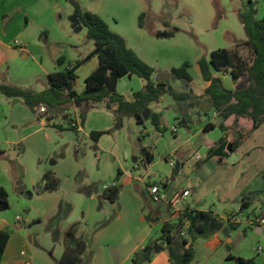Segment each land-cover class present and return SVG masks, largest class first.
<instances>
[{
  "label": "rangeland",
  "instance_id": "374dc122",
  "mask_svg": "<svg viewBox=\"0 0 264 264\" xmlns=\"http://www.w3.org/2000/svg\"><path fill=\"white\" fill-rule=\"evenodd\" d=\"M76 1L83 10L96 11L154 69L155 83H168L177 92H200L203 80L197 70L198 61L209 60L217 49L233 50L246 40L239 12L247 10L248 0ZM254 2L256 16L264 18V0ZM73 10L66 0H42L30 11L32 24L26 39L33 58L11 60L0 70V86L9 83L40 90L41 83L33 78L43 74L41 63L58 68L52 59L62 54L72 60L76 56L72 44L94 47L87 40L86 29L79 33L73 30L69 19ZM142 14L145 17L140 27ZM10 18L8 15L5 20ZM174 29L179 31L171 38L156 35ZM240 52L247 59L251 57L244 47ZM185 62L191 64L192 83L171 74L173 68ZM90 70L89 64L77 71L79 90L85 89ZM143 88L144 81L134 76L120 78L116 89L125 100L132 101L133 94ZM108 103L94 104L84 124L78 111L67 110L71 105L56 112L54 120L48 122L50 113H34L22 98L0 92V187L8 192L7 202L0 204V220L9 222L6 229L14 234L18 253L29 264H59L66 246L76 247L79 241L86 243L81 264H133L134 255L162 233V223H150L147 215H158L163 223L178 221L172 209L164 216L167 206L151 200L148 186L153 184L167 196L190 189L189 205L208 215H226L237 208L249 196L244 185L264 190V158L256 152L245 154L254 141L264 143V126L255 138L228 152L224 163L221 158H212L211 162L195 165L197 155L202 161L208 156L206 142H213L222 133L219 128L208 134L200 130L203 123L219 120L213 112L199 111L202 117L192 116V132L188 133L178 118L184 114L187 119L191 117L184 113L190 108L181 110L171 96L165 95L150 109L161 115L160 129L150 118L138 123L135 117L126 116L122 128L112 130L114 117ZM75 121L81 130L70 128ZM174 127L177 132L172 131ZM93 131L111 132L97 142L91 138ZM147 152L152 155L150 163ZM202 164H208L210 170L200 172ZM48 174L59 181L56 190L46 189ZM115 186L120 194L112 201L107 195ZM19 187L24 188L22 193ZM201 224L206 231L193 241L195 258L191 264H237L228 255L264 264V235L259 237L245 225L233 228L225 224L223 244L213 250L207 246L208 233L212 232L210 220ZM259 247L262 250L256 252ZM153 257L156 264H168L167 250Z\"/></svg>",
  "mask_w": 264,
  "mask_h": 264
},
{
  "label": "trees",
  "instance_id": "16d2710c",
  "mask_svg": "<svg viewBox=\"0 0 264 264\" xmlns=\"http://www.w3.org/2000/svg\"><path fill=\"white\" fill-rule=\"evenodd\" d=\"M74 7L69 19L75 32L86 29L87 40L94 43V48L85 59H79L72 63H67L64 57L58 58V69L49 75V86L39 92L31 88L4 83L0 86V92L7 97L22 98L28 108L34 113H38L41 106L48 107V122L54 120L56 112H61L68 105L74 106L81 121L84 124L89 111L94 104L109 100L108 109L115 108L113 111L114 125L112 130H120L123 126V119L126 116L135 117L148 109L150 104L159 101L163 96H171L179 105L181 110L193 108L206 99L211 109L222 118V122L217 125L208 123L204 130L211 131L219 128L227 132L228 127L225 121L234 117V125L245 124L246 133L233 143L232 150H235L242 143L243 138L259 129L264 123V18L256 16L254 0H248V8L239 12V19L243 25L246 40L241 44H236L233 50L217 49L211 52L209 60L200 59L198 66L205 82L209 85L202 96L192 95L190 92H177L168 83H155L152 80L154 69L142 60L139 55L127 46L125 39L113 32L109 25L96 13L83 10L76 0H66ZM145 14L140 16L139 26L143 27ZM179 29L172 32L163 31L156 35L159 38H171ZM247 49L251 57H244L240 49ZM92 57H97L99 64L85 79V89L77 91L76 82L78 79L77 71ZM191 64L185 62L178 68H173L171 74L186 83H191L193 77L189 71ZM212 69L230 75L232 81L237 84L239 80L245 78L248 86L245 88L227 89L223 81L213 75ZM112 74L119 78L137 76L144 81V88L134 93V99L127 101L117 91L110 93L106 85L110 81ZM153 125L160 129L162 126L161 115L151 112L150 117ZM180 124H188L186 116L178 118ZM67 121H70V117ZM142 123L143 119L137 120ZM70 123V122H69ZM71 129L78 130L77 127L70 125ZM111 131H93L91 138L99 141L100 138ZM228 142L225 137L218 141V145L209 151L210 156H227L225 151ZM147 163L152 161V155L146 153ZM47 190H56L59 181L52 174L46 175ZM120 190L113 187L108 193V198L116 201ZM246 198H243L241 209L248 208ZM8 192L4 187H0V204L6 203ZM208 216V212L200 211L195 208L188 212L184 211L178 218L177 223L162 222L160 216H146L150 223L161 222V235L153 242L146 245L141 253H136L133 264H143L150 262L155 253L167 250L170 264H191L195 258L193 241L205 232V226L201 224L203 219ZM237 228L240 225H231ZM185 228V230H184ZM249 228V227H247ZM246 228V229H247ZM186 232V235L185 233ZM11 233L7 229L0 230V264L10 240ZM86 250V243L79 241L76 247L66 246L59 264H81L82 254ZM229 260H236L237 264H256L253 259L245 260L228 255Z\"/></svg>",
  "mask_w": 264,
  "mask_h": 264
},
{
  "label": "crops",
  "instance_id": "0c3cea01",
  "mask_svg": "<svg viewBox=\"0 0 264 264\" xmlns=\"http://www.w3.org/2000/svg\"><path fill=\"white\" fill-rule=\"evenodd\" d=\"M40 1H42V0H0V70L7 67V65L9 64V62L11 60H17L18 58H22L23 60H28L27 58L30 56H32V58H33V53L27 47V45H29V41L26 39V33L29 30L30 25L32 24L31 18H30V11L35 9L36 6H38V4L40 3ZM94 13H97V12L95 11ZM8 15H11V18L6 21L5 18L8 17ZM67 45L68 44H66V46ZM93 48L94 47H92L91 45L82 47V46H79L77 44H72L71 49L75 50V52H76V56H74V58L72 60H68L64 55L59 54L58 56H56V58H54V60L52 59V63L56 64L58 58H61V57H64L66 59L67 63H72V62H75L76 60H79V59H85L90 54V52L93 50ZM89 64L91 65V70H90L89 74H91V72L95 68H97V66L99 64L98 58L92 57L84 65H89ZM39 66L41 67L43 74L40 77L34 76L33 79H35V81H39L42 85V88L40 90H34L36 92L42 91L49 86V75L58 69L54 66V64H49L48 66H44L41 63ZM197 70H198L199 74L201 75L199 66L197 67ZM212 72H213L214 76L219 77L223 81L224 86L229 90H235L238 87L245 88L248 86V81L245 78H242L241 80H239V82L237 84H235L232 81L229 74L224 73V72H219V71H216L214 69H212ZM89 74L87 76H89ZM87 76L85 77V79L87 78ZM35 77H37V78H35ZM122 78H124V77H122ZM201 78H202V75H201ZM119 79L120 78H118V80ZM202 80H203V78H202ZM208 85H209V83L205 82L203 80L202 88H201L200 92H193L192 90L189 92L195 96H202ZM76 89L79 92H82L84 90V89L79 90L77 87H76ZM133 97H134V94H133ZM114 108H115V106H113V108L111 110H113ZM151 108H152V103L149 106V109H151ZM70 109L77 111V109L72 105L70 108H67V110H70ZM188 111H190V112H184V113H187L186 115H188V117H189V115L191 116L188 118V124H184L188 133L192 132V129H191L190 124H189V122L193 123V117L192 116H194L195 118L196 117H202V115H200L199 111H203L205 113L213 112L214 118L219 119L217 122L211 120L208 123H214V124L219 125L222 122V118L219 116L218 113H216L214 110L211 109L210 105L207 103L205 98L201 100V103L199 105H197L193 108H190ZM151 112H152V110H151ZM177 113L180 114V112H177ZM208 123H203V125L200 128V130H202L204 134H208L210 132V131L204 130L205 126ZM225 125L228 127L227 132H223L221 130L222 133L218 136V138L216 140H214L213 142H206V144L209 147L208 148V156L204 161H202L203 158L200 155H197L195 158V165H199L200 163H203V162H211L210 160H212V158H221L220 162L224 163L225 157L210 156L209 155L210 149L216 147L218 145V141L222 137H225V139L228 142L225 151L227 153L228 152L232 153L234 151V150H232L233 143L238 141L240 139L241 135L245 134L247 131L246 126L243 123L240 125H234V117H231L228 120H226ZM263 126H264V123L262 124V126L259 129L248 134L247 136H245L242 140V143L240 144V147L244 145V143L247 141V139H249V138L252 139V137L255 138L257 132H259ZM216 129L211 130V132L215 131ZM236 149H238V148H236ZM250 152L251 153L256 152L260 155V157L264 158V143L260 144L257 141H254L252 148L246 150L245 154H249ZM198 156H200V159L197 158ZM179 166H180V164H179ZM198 170L200 172L201 171H207V170H210V166L208 164H205V165L202 164V166H200V168ZM185 189H187V188H185ZM251 189H253V188H251V187L249 188V185H244V191L245 190L249 191V193H248L249 196L247 195V198L245 201L246 204L248 205V208L243 211V214L244 215H261V214H264V200H263L264 199V190L260 189V188L256 189V190H251ZM191 196H192V192H191ZM192 202L196 203V199L192 198ZM241 205H242V202L238 207H240ZM193 208L200 210V211H203L202 209H199L197 207H193ZM237 208H235V209H237ZM170 209L171 208H169L167 206V210L163 213V215L168 216L170 214ZM235 209H233V210H235ZM233 210L231 209L228 211L231 212ZM226 215H215L213 213L212 215H208L203 219V221L206 219L210 220V227H211L212 232L208 233L209 240H208L207 246L211 247V249H213V250H216L220 245L223 244V239L221 238V232L223 231L224 226H226L225 224L232 227L230 224H228L226 222ZM221 222H222V225H220ZM9 226H10V224L8 221H6L5 219L0 220V230L6 229ZM251 229H254L257 232V234L259 235V237H262L264 235V228L263 229L251 228ZM205 231H206V227H205ZM228 242H230L229 239H228ZM17 246H18V242L17 243L15 242L14 234H12L10 236V240L8 242L5 253L3 255L2 264H29L27 261H24L22 259V257H20L21 255H19V253H18ZM256 252H258V251H256ZM22 256L23 257L26 256L25 252H22ZM240 258H243V257L240 256ZM243 259H246V258H243ZM166 260H167L168 264H170L168 257ZM154 262H155L154 257H152V260L150 261V263L156 264Z\"/></svg>",
  "mask_w": 264,
  "mask_h": 264
},
{
  "label": "built area",
  "instance_id": "2783aa9c",
  "mask_svg": "<svg viewBox=\"0 0 264 264\" xmlns=\"http://www.w3.org/2000/svg\"><path fill=\"white\" fill-rule=\"evenodd\" d=\"M38 114H48V107L47 106H41L38 110ZM73 126L77 127L78 130H81L80 127H78V123L75 121ZM173 132H177V128L174 127L172 129ZM200 159V156L197 157ZM171 165L173 163L171 162ZM148 192L151 200L155 203H164L173 211V217L179 218L180 215L186 210L188 212H191L193 207L189 205V198L191 197V191L190 189H183L182 191L176 192L170 196H167L162 193L160 187L156 184L148 186ZM226 222L230 225H245L249 228H264V214L261 215H244L243 211L241 209V206L237 209L229 212L226 215ZM262 248H257V251H261Z\"/></svg>",
  "mask_w": 264,
  "mask_h": 264
},
{
  "label": "water",
  "instance_id": "95a60500",
  "mask_svg": "<svg viewBox=\"0 0 264 264\" xmlns=\"http://www.w3.org/2000/svg\"><path fill=\"white\" fill-rule=\"evenodd\" d=\"M118 75L116 74H112L111 77H110V81L109 83L106 85L107 87V90L110 92V93H115L117 91V82H118ZM150 114H151V111L150 109H145L141 114H136L135 115V119L136 120H139L140 118L142 119H149L150 117ZM179 168V163H177V166H176V169ZM19 191L22 193L24 191V188L22 187H19ZM4 204V203H3ZM113 256H114V259L115 261H118V255H117V252L113 249Z\"/></svg>",
  "mask_w": 264,
  "mask_h": 264
}]
</instances>
